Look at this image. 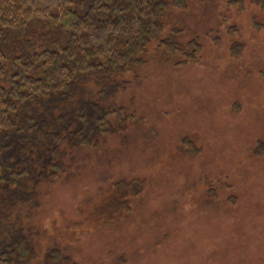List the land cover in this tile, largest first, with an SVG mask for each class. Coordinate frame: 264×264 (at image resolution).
Masks as SVG:
<instances>
[{"label": "rangeland", "instance_id": "rangeland-1", "mask_svg": "<svg viewBox=\"0 0 264 264\" xmlns=\"http://www.w3.org/2000/svg\"><path fill=\"white\" fill-rule=\"evenodd\" d=\"M182 1L161 36L197 39L199 59L152 45L138 72L87 83L112 104L102 109L111 128L92 129L90 146L57 149L53 175L7 192L25 197L19 224L39 236L29 264H264V17L252 0ZM43 108L52 123L58 108ZM34 115L20 109L0 144L23 147ZM132 179L141 192L106 217L112 184Z\"/></svg>", "mask_w": 264, "mask_h": 264}, {"label": "trees", "instance_id": "trees-1", "mask_svg": "<svg viewBox=\"0 0 264 264\" xmlns=\"http://www.w3.org/2000/svg\"><path fill=\"white\" fill-rule=\"evenodd\" d=\"M252 2L264 17V0ZM184 5L182 0H117L107 6L103 0H90L87 9L78 13L75 0H0V137L14 127L20 109L29 107L37 118L34 130L24 133L27 141L23 147L0 144V264H29L39 256V236L19 224L26 216L25 197L7 192L33 186L36 177L45 173L53 175L58 166L52 161L66 146L86 147L100 134L92 129L111 128L107 127L111 112L102 109L112 104H98L100 94L87 83L138 72L143 54L152 45L164 58L180 51L189 62L199 59L197 39L181 44L173 35L161 36L169 8ZM31 27L34 29L28 32ZM51 102L58 112L48 123L42 120L48 113L43 107ZM33 141V148H26ZM21 149L22 158L17 160ZM38 155L48 159L37 160ZM5 173L10 175L5 177ZM142 189V182L136 179L112 184L106 217H121L123 199ZM42 256L48 261L46 252Z\"/></svg>", "mask_w": 264, "mask_h": 264}]
</instances>
